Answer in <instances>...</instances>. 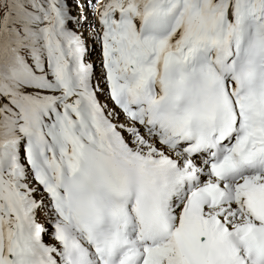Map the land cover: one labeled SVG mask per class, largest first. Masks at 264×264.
<instances>
[{
  "label": "snow or ice",
  "instance_id": "obj_1",
  "mask_svg": "<svg viewBox=\"0 0 264 264\" xmlns=\"http://www.w3.org/2000/svg\"><path fill=\"white\" fill-rule=\"evenodd\" d=\"M0 264H264V0H0Z\"/></svg>",
  "mask_w": 264,
  "mask_h": 264
}]
</instances>
